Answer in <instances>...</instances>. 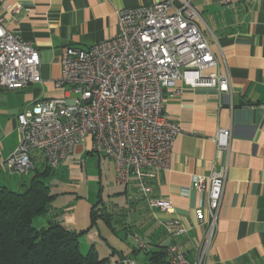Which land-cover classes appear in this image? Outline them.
<instances>
[{"label": "crops", "instance_id": "obj_1", "mask_svg": "<svg viewBox=\"0 0 264 264\" xmlns=\"http://www.w3.org/2000/svg\"><path fill=\"white\" fill-rule=\"evenodd\" d=\"M160 1L0 0V16L6 27L38 49L42 78L26 88L0 93V186L26 188L34 171L45 168L42 156L35 152V168L27 175L14 174L18 178L8 180L10 173L2 163L19 143L17 117L23 108L67 94L54 85L61 74L62 47L86 48L114 36L118 33L119 11ZM191 2L202 15L201 27L218 60L215 70L231 75V91L192 88L179 80L176 89L166 92L164 113L180 123L181 132L174 140L169 169L157 171L149 183L152 196L169 201L171 212L149 204L138 191L135 179L128 185L118 184L113 159L104 152L97 153L99 172L107 169L115 184L124 186L110 195V203H105L113 213L112 232L118 235L123 230L124 241L118 242L120 245L139 234L150 242L151 250L165 249L175 241L195 259L208 228L210 186L207 183L202 190L197 189L194 178H209L224 167L227 179L208 264H264V0ZM220 129L231 131L229 149H221L215 141ZM93 154L90 141L78 143L51 176L71 173L82 177V161ZM102 157L106 158L104 167ZM54 194L52 208L45 214L47 223L56 218L70 229H88L80 235V248L82 242L86 248H97L99 242L104 254L109 251L113 255V264L120 255L137 260L139 251H135V244L129 243L130 252H120L108 237L100 240L103 230L99 225L94 226L97 230L90 228L91 208L99 197L102 199L99 192L96 201L88 199L82 204L73 197H63L57 204L58 194ZM200 208L202 218L197 214ZM171 219H180L179 226L186 228L175 238L165 225Z\"/></svg>", "mask_w": 264, "mask_h": 264}, {"label": "built area", "instance_id": "obj_2", "mask_svg": "<svg viewBox=\"0 0 264 264\" xmlns=\"http://www.w3.org/2000/svg\"><path fill=\"white\" fill-rule=\"evenodd\" d=\"M118 14L116 35L86 48L62 47L61 74L54 85L67 94L23 108L17 117L19 143L2 166L27 175L35 168L37 152L57 169L78 143L90 141L91 152H104L115 162L118 184L128 185L134 178L149 204L171 212L169 201L152 196L149 183L157 171L169 169L181 132L180 123L164 113L166 92L176 89L179 80L192 88L228 92L231 75L215 70L218 60L191 0H162ZM40 67L38 49L11 32L0 16V93L41 82ZM215 141L229 149L231 131L220 129ZM226 179L224 167L209 178H194L195 188L210 186L208 228L193 260L177 242L166 246L173 264H208ZM197 214L202 218L203 209ZM180 224V219L165 223L174 238L186 231ZM132 239L137 249L149 250L150 242L141 235ZM122 264L138 262L125 257Z\"/></svg>", "mask_w": 264, "mask_h": 264}, {"label": "trees", "instance_id": "obj_3", "mask_svg": "<svg viewBox=\"0 0 264 264\" xmlns=\"http://www.w3.org/2000/svg\"><path fill=\"white\" fill-rule=\"evenodd\" d=\"M53 172L46 164L43 170L36 169L24 191L0 186V264H108L109 257H101L94 246L87 253L81 251L80 235L88 229H70L56 218L46 226L34 224L36 216L51 210L56 198L48 182ZM112 217L99 198L90 211V228L101 220L114 230ZM145 252L149 254L145 264H173L164 248ZM125 257L120 255L115 264H122Z\"/></svg>", "mask_w": 264, "mask_h": 264}, {"label": "rangeland", "instance_id": "obj_4", "mask_svg": "<svg viewBox=\"0 0 264 264\" xmlns=\"http://www.w3.org/2000/svg\"><path fill=\"white\" fill-rule=\"evenodd\" d=\"M97 155V152H94L93 155H90L88 157L85 156L86 158H84L82 161V177H79L75 174L70 175L71 173H64L63 175L55 174L49 177L48 182L51 186L52 193L54 192L58 194L57 204L63 201V197H73V199H78L80 204L84 203V201L88 199L91 201H96L99 197L98 192L100 193V196L102 197L103 201L108 204L110 203V195H112L113 192L123 190L122 188H124V186H117L115 184L114 179L109 176V174L111 173L107 171V169H103L102 172H99V169L97 167ZM104 159L106 158L102 157L103 167ZM10 174L6 176L8 180L18 178V176H15L12 173ZM98 177H100L101 179H99ZM14 190L24 191L25 187L20 186ZM46 217V215L36 216L34 218V224L37 227L46 226ZM98 225L103 230L102 237H99L100 240L103 241L105 237H108L111 241L112 246H118L116 247V250L120 252L121 250H124L125 252L131 251L132 245H129V243L135 244L132 237H129L130 242H128L127 240V242H125L126 244L123 243L120 245V243L118 242L124 241L123 230H121L117 235L112 232V229L105 222H99ZM94 228H96L97 230V227ZM85 238L86 236L82 237L81 240ZM96 245L97 249L99 250L100 256L109 257L108 264H113V255H111V252L108 251L106 254H104L103 249H101V243L98 242ZM89 250L90 247H84V242H82L81 251L83 253H87ZM147 256L149 257V254H147L144 250H141L137 255L136 261H138L139 264H145L149 259Z\"/></svg>", "mask_w": 264, "mask_h": 264}]
</instances>
